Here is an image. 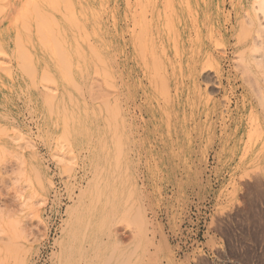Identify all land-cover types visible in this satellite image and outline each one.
<instances>
[{
	"label": "rangeland",
	"instance_id": "1",
	"mask_svg": "<svg viewBox=\"0 0 264 264\" xmlns=\"http://www.w3.org/2000/svg\"><path fill=\"white\" fill-rule=\"evenodd\" d=\"M86 1H18L6 24L0 207L15 187L25 201L0 208V264H87L97 241L114 264H264V0H143L158 16L132 32L175 58L124 85L110 34L122 0ZM130 37L132 66L150 43Z\"/></svg>",
	"mask_w": 264,
	"mask_h": 264
},
{
	"label": "bare ground",
	"instance_id": "2",
	"mask_svg": "<svg viewBox=\"0 0 264 264\" xmlns=\"http://www.w3.org/2000/svg\"><path fill=\"white\" fill-rule=\"evenodd\" d=\"M7 1H8V3H7V9L0 16V44H2V46H6L7 45V41H4L6 39V35H7L5 28H7V26L12 22L9 27L12 29V31H14L16 29L14 27L15 23L21 22V21H15L14 20V11H13V8H14L15 3H17L18 1L22 2L23 0H7ZM87 1L89 2L90 0H87ZM142 2H143V0H136L135 2H131L129 0L128 1L122 0V5H123L122 6V10L119 13L117 12V17L115 16L116 18L112 21V24H111V27H110V34H111V37H112L111 40H112V42L114 44L113 46H115V50H114V52H112L111 62H112V67H113V70H114V74H115V78L116 79H118L117 78L118 77V74H117L118 70L121 71V75H120L121 84L120 85H124L126 83L127 76H133L134 74H136V76L138 78V74L137 73L139 71L138 68H139L140 64L142 63V64H146V65L150 66L151 63L153 64V62L154 63L156 62V59H158L159 55L161 54L160 52H162L164 55H167V58L168 59H174L175 58V55L172 54V53L171 54L164 53V52H168L167 50L164 49L165 45H163L162 41H158L157 40V36L156 37L154 36V32L152 30L146 31V32L144 31L143 34H140V35L139 34H135L134 33L135 30L132 32V30H131L132 25H134V24H136L138 22H141V20H152V19H155L158 16L157 15V9H158V7H157V4L154 3L155 1H153L152 3H148V4H142ZM0 3H2V2H0ZM28 4H29V2H28ZM30 4H31V2H30ZM34 4H37V2L35 3V1H34ZM0 7H1V5H0ZM1 9H0V13L3 11V7ZM26 10H27V8H26ZM111 14H112V12H111ZM8 21H11V22H9L8 25H6ZM22 25L26 27L25 24H22ZM128 35H130L131 36L130 38H132L134 40H138V39L139 40H149V43H150V49L145 53V55H142L139 58H137L134 61V64L132 66H130L129 63L126 62L127 61V58H126V56H127L126 41L127 40H126V38H127ZM18 37H17V35H15V39L17 41H19V38H20V37L19 38ZM200 39L201 38L199 36H197V37L191 36V40L193 42L199 41ZM39 40H41V39H39ZM20 41H19V43L17 42L19 44L18 46L21 45V42ZM161 45H163V46H161ZM160 46H161V49H160ZM0 50H3V49H1V46H0ZM11 51H12V48H11ZM5 55H7V54L5 53ZM10 56H12V55L10 54ZM209 59H210V57H208V60ZM6 60H9V59H6ZM4 61H5V58L0 63L7 64ZM6 62H8V61H6ZM153 66H154V64H153ZM5 67H7V66H5ZM120 67H121V69H120ZM152 71H155L154 67H153V70ZM144 75L146 76V79H151L152 78V72L151 71L150 72L149 71L146 72ZM113 88H114V90H113L114 96L112 98L117 103V92H118V88H119V82L118 81H115V83L113 85ZM115 102H114L113 105L117 106ZM133 105H135V102L132 103L131 105L129 104V106H128L129 113L131 114V118H133L132 116L135 113V108L133 107ZM116 109L117 108H115V110ZM112 110H113V114L114 115L112 113L111 114L116 117L114 108ZM116 111H118V110H116ZM116 123H117V120H116ZM114 125H115V122H114ZM113 135H114V131H113ZM23 156H25L23 154V152H19V151H18L17 155H15V157H17L16 158L17 159L16 164L11 165L12 166L11 167V170L13 169L12 172L14 174H16L17 172H20L21 170H23L22 163H21L22 159H24ZM6 170L7 169H6V167H4V165L3 166H0V182L1 183H4L5 180H6L5 173L7 174V172H8ZM13 177H15V176H13ZM80 190H83V189H81V185H80ZM12 191H13V193L11 195L14 198H16V199L13 200L12 204L11 203L10 204H7V203H4L3 204L2 203L5 208L6 207H10L12 205H15L16 206V204L17 205H20L19 203L21 201H25V198L23 199V196L24 195L16 187L13 188ZM71 201L76 202V197H72L71 198ZM4 207H2L3 209L1 207L0 208L2 210H4ZM12 208H14V206H12ZM67 211H69V210H67ZM85 227H86V225H85ZM115 232H117V231H115ZM136 232H137L136 230H135V232H132L133 233L132 235L135 238H136V235H138V233H139V232L138 233H136ZM2 238L3 237H1V234H0V248L4 244L3 243L4 242V239H2ZM115 239H116V242L118 244H122L124 237L121 236V235L116 234L115 235ZM113 247L116 248L117 246L114 245ZM112 249H114V248H112ZM125 249L126 248H123V252H124V254H126V256L127 255H128V257L130 255L131 256L132 255L133 256L134 255L136 256L137 251L135 249H137V248H135L134 250H132V249L131 250H129V249H126L125 250ZM4 251H5V249H4ZM115 251L109 250V251L106 252V254L103 255L101 253V244H100L99 241H97L95 243V245H94V257H93V259L92 258L89 259L87 257L88 258L87 259V264H114V262H115L114 260H116V257L115 256H116V253H117ZM3 253L4 252H2V254ZM124 254L122 256H124ZM3 256L5 257V254ZM0 257H2V255H0ZM129 258H131V257H129ZM3 261H5V259Z\"/></svg>",
	"mask_w": 264,
	"mask_h": 264
}]
</instances>
